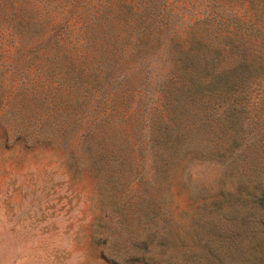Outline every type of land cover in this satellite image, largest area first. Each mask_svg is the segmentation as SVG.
<instances>
[{"label": "rangeland", "instance_id": "374dc122", "mask_svg": "<svg viewBox=\"0 0 264 264\" xmlns=\"http://www.w3.org/2000/svg\"><path fill=\"white\" fill-rule=\"evenodd\" d=\"M117 1L0 0V264H264V239L223 236L210 223V197L234 191L238 175L202 158L218 127L169 157L154 144L165 115L150 107L156 95L138 81V60L125 71L95 34L101 70H82L83 33ZM179 119L180 132L198 127Z\"/></svg>", "mask_w": 264, "mask_h": 264}, {"label": "trees", "instance_id": "16d2710c", "mask_svg": "<svg viewBox=\"0 0 264 264\" xmlns=\"http://www.w3.org/2000/svg\"><path fill=\"white\" fill-rule=\"evenodd\" d=\"M117 2L116 10L109 9L112 15L108 11L103 20L94 18L91 24L95 27L87 26L83 33L88 53L82 70L88 77H94L90 75L93 70H101V64H94L98 54L93 56L90 47L95 34L99 50L109 52L111 58L120 56L125 71L129 69L131 74L133 59L138 60L134 69L139 76L145 74L138 81H147L151 87L146 89L156 95L150 107L165 115L154 144L161 141L166 145L169 157L195 139L200 130H210L215 124L219 134L202 145V158L213 160L215 169L223 174L236 169L238 175L234 191L223 186L225 190L222 187L210 197L213 231L263 240L264 0ZM106 79L108 90L111 76ZM125 80L126 75L119 77L115 87ZM179 117H194L197 129L180 132ZM89 136L88 128L80 138L85 151L92 148ZM219 138L222 141L218 142ZM194 180L204 188L206 181L200 172ZM224 221L225 230L218 227ZM259 260L264 263V256Z\"/></svg>", "mask_w": 264, "mask_h": 264}]
</instances>
